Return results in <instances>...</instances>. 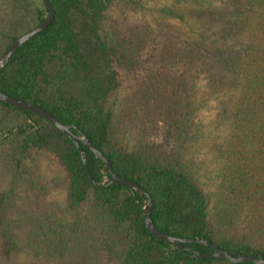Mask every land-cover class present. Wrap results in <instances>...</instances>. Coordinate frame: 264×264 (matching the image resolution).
<instances>
[{"label": "trees", "instance_id": "16d2710c", "mask_svg": "<svg viewBox=\"0 0 264 264\" xmlns=\"http://www.w3.org/2000/svg\"><path fill=\"white\" fill-rule=\"evenodd\" d=\"M49 1L53 23L0 71V92L46 110L89 140L117 176L150 195L159 231L264 260V0ZM117 9L142 15L143 24L121 27ZM49 14L42 0H0V58ZM148 50L157 52V64L126 100L122 72L138 70ZM210 102L214 117L203 126L199 114ZM163 118L178 125L173 146L150 135L149 125ZM206 140L214 148L212 173L192 158ZM43 154L63 169L51 184L65 200L33 232L36 261L66 258L91 214L106 264H234L198 257L213 253L205 244L180 249L157 238L146 226L147 200L124 185H107L106 165L88 145L0 101V159L9 174L0 194L2 224L21 195L50 193L35 166ZM0 232V254L10 259L19 243L4 226Z\"/></svg>", "mask_w": 264, "mask_h": 264}, {"label": "rangeland", "instance_id": "374dc122", "mask_svg": "<svg viewBox=\"0 0 264 264\" xmlns=\"http://www.w3.org/2000/svg\"><path fill=\"white\" fill-rule=\"evenodd\" d=\"M115 14L118 15L119 25L124 28L138 27L144 22L142 15L132 12L117 9L115 10ZM156 54L157 52L148 50L143 55L142 64L138 70L122 72L124 84L122 98L129 100L133 97L134 90H136L142 77L156 66ZM197 100L198 102H203L205 97L201 96ZM212 105L213 102L207 103L205 105L206 109L199 114L201 119L202 117L205 118L203 126H208L209 122L213 120L214 113ZM141 123H138V125ZM149 126L151 129L150 135L155 138L156 142L168 146L176 144L178 138L177 123H172L170 119L163 118L158 119ZM207 129L211 130L213 126H209ZM215 133H217V130H215ZM206 141L199 148H194L192 158L193 162L200 165L203 171L212 173L216 169V164L214 163V148L212 147L211 140ZM35 166L37 175L44 183L49 185L50 193L48 195H42L39 192H33L30 195L24 194L7 207L4 214V224L0 220V230L2 226L8 229L17 239L20 248L19 252L10 259L4 258L0 254V264H46L34 259L29 250V243L34 230L44 214L53 207H63L65 200L64 190L57 189L51 184L54 178L63 176V169L57 166L45 154L37 158ZM8 185V170L4 166L2 159H0V194L7 189ZM100 242L101 228L90 214V216L85 218L83 230L71 245L66 258L49 264H106V256Z\"/></svg>", "mask_w": 264, "mask_h": 264}, {"label": "water", "instance_id": "95a60500", "mask_svg": "<svg viewBox=\"0 0 264 264\" xmlns=\"http://www.w3.org/2000/svg\"><path fill=\"white\" fill-rule=\"evenodd\" d=\"M42 1L50 11L48 19L44 23H42L40 26H38L37 28H35L34 30H32L31 32H29L28 34L24 35L22 38L17 40L16 43L7 51V53L0 58V71L9 63L10 59L18 51L19 48H21L31 38H33L34 36H36L40 32L44 31L45 29H47L53 23V21L55 19V10H54V8H53V6L49 0H42ZM0 101L6 102L12 106H15V107H18V108H21L24 110H29V111L34 112L36 114H39V115L43 116L46 120L51 122L53 125H55L61 132L70 136L74 140V143L76 145H78V141H82L83 143L88 145L91 148V150L95 153V155L98 158L102 159L106 165V172L108 174V176L106 178V180L108 181L107 185H111V184H115V183L124 185V186L128 187L129 189H131L132 191H137L147 200L146 205L144 207V210L147 214L146 226H147L148 230L153 235H155L157 238L172 242L174 245L178 246L180 249H183L182 243H185V242L186 243H202V244H205L207 246L212 247V249H213L212 254H209V255H200L199 254V255H197L198 257L203 258V259L220 257V258L227 259L234 264L245 263V262H250V263L254 262L255 264H264L263 259H255L252 255L233 256L229 252H226V251L218 248L215 245H211L206 240H199V239L198 240H183V239L174 238L170 235H167V234L159 231L154 226L153 221H152V205L153 204H152V199H151L150 195L147 194L137 184H135L129 180H124V179L120 178L119 176H117L112 170V166H111L110 161L107 158H105L103 156V154L90 143L89 140H87L85 137H76L75 135L72 134L70 126L62 124L60 121H58L54 116H52L46 110H44V109H42V108H40V107L30 103V102H23V101L17 100L15 98H12V97H10L4 93H1V92H0ZM78 149L81 152V154L83 156L84 164L87 167L86 161L84 159V153L80 147ZM90 180L93 183L95 182L91 173H90ZM99 186L102 187V185H99Z\"/></svg>", "mask_w": 264, "mask_h": 264}]
</instances>
